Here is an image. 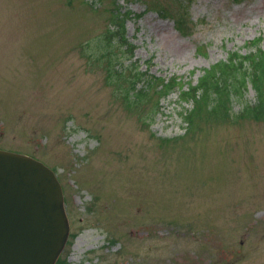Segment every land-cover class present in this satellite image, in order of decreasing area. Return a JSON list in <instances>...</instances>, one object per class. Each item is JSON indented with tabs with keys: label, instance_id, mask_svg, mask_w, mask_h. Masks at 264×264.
Segmentation results:
<instances>
[{
	"label": "rangeland",
	"instance_id": "374dc122",
	"mask_svg": "<svg viewBox=\"0 0 264 264\" xmlns=\"http://www.w3.org/2000/svg\"><path fill=\"white\" fill-rule=\"evenodd\" d=\"M257 45L264 0H0V149L61 185L55 264H264V80L192 93Z\"/></svg>",
	"mask_w": 264,
	"mask_h": 264
},
{
	"label": "water",
	"instance_id": "95a60500",
	"mask_svg": "<svg viewBox=\"0 0 264 264\" xmlns=\"http://www.w3.org/2000/svg\"><path fill=\"white\" fill-rule=\"evenodd\" d=\"M68 236L53 170L31 156L0 149V264H55Z\"/></svg>",
	"mask_w": 264,
	"mask_h": 264
},
{
	"label": "trees",
	"instance_id": "16d2710c",
	"mask_svg": "<svg viewBox=\"0 0 264 264\" xmlns=\"http://www.w3.org/2000/svg\"><path fill=\"white\" fill-rule=\"evenodd\" d=\"M179 22L186 25L187 19L178 18ZM119 30L110 36V42L113 44L123 43L130 53H133L135 47L124 34L125 25H119ZM120 45V44H119ZM255 64L254 66L252 64ZM249 64V67L247 66ZM257 73V78L264 80V50L255 46V53L241 54L234 52L230 58L218 63L210 69H205L204 75L199 79V83L193 88L194 97L206 99L207 105L216 108L218 104H222L219 100L226 95L228 98L233 94H242L247 88L248 82L252 78L251 69ZM122 75V71H121ZM256 84V80H255ZM257 86V101L255 106H247L242 110V116H254L257 119L264 118V88L261 84ZM225 107V106H224ZM215 111V110H214ZM189 122V121H188Z\"/></svg>",
	"mask_w": 264,
	"mask_h": 264
}]
</instances>
